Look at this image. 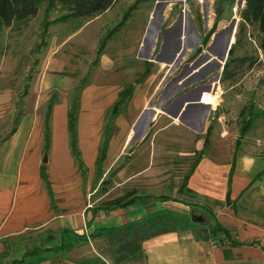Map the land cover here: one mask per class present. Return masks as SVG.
I'll return each mask as SVG.
<instances>
[{
	"label": "rangeland",
	"instance_id": "obj_1",
	"mask_svg": "<svg viewBox=\"0 0 264 264\" xmlns=\"http://www.w3.org/2000/svg\"><path fill=\"white\" fill-rule=\"evenodd\" d=\"M68 13L61 5L49 10L44 1L35 17L0 24V148L13 129L28 123L26 131L39 147L31 156L51 212L110 207L147 193L214 202L189 191L194 177L184 186L197 161L208 157L224 166L236 155L237 166L252 158L264 163V24L247 13L246 0H117L93 17L69 18ZM242 56L257 61L242 68L237 79L222 80L228 59ZM201 62L190 79L174 86L188 66L191 70ZM165 78L167 92L161 97ZM131 84L133 93L113 117L120 92ZM202 91L211 106L198 104ZM152 98L161 117L142 116ZM185 100L196 103L174 124ZM74 102L79 104V160L68 129ZM207 110L208 126L200 131V122L192 123L189 115ZM135 133L143 136L128 145ZM107 136L106 158L98 166ZM202 178H195L193 187L201 186ZM251 179L234 212L238 208L240 217L262 225L264 168ZM214 203L224 221L234 217L225 201ZM203 216L204 222L211 219L207 211Z\"/></svg>",
	"mask_w": 264,
	"mask_h": 264
},
{
	"label": "crops",
	"instance_id": "obj_2",
	"mask_svg": "<svg viewBox=\"0 0 264 264\" xmlns=\"http://www.w3.org/2000/svg\"><path fill=\"white\" fill-rule=\"evenodd\" d=\"M176 57L177 53L170 61L175 62ZM192 72L177 76L174 86L190 79ZM166 80L158 89L161 97L167 92L163 89ZM183 95L172 97L169 105ZM162 103L165 101L159 105ZM191 103L196 102H181L174 124H179L177 117ZM211 110L195 111L189 115L190 121L200 122L199 130L204 131ZM144 111L152 118L162 116L153 107V98ZM27 127L28 123H22L0 148V264H264V224L240 217L238 208L234 212L252 175L264 168L260 159L252 158L250 163L237 166L235 155L230 165L222 166L203 157L194 168V181L187 188L194 196L198 192V196L209 195L214 202L225 201L234 215L228 221L213 201L154 193L138 194L127 206L74 208L55 214L50 211L40 169L31 156L39 147L31 140ZM142 136L135 133L128 145ZM197 177H203L202 185L195 188ZM162 195L166 197H158ZM196 207L211 215L209 222L191 221ZM215 220L229 228L231 240L237 244L232 246L231 240L212 237L209 226ZM226 249L232 257L226 258Z\"/></svg>",
	"mask_w": 264,
	"mask_h": 264
},
{
	"label": "trees",
	"instance_id": "obj_3",
	"mask_svg": "<svg viewBox=\"0 0 264 264\" xmlns=\"http://www.w3.org/2000/svg\"><path fill=\"white\" fill-rule=\"evenodd\" d=\"M47 1L48 9L51 10L59 5L66 7L69 10V13L66 15L69 18H89L95 15L101 14L106 10L110 9L117 0H0V24L4 26H11L15 21L25 20L31 17H35L41 7V3ZM246 11L247 13L256 21L263 22L264 24V0H246ZM125 22V21H124ZM110 34L106 35L101 42V50H103L107 44ZM204 44L208 42L207 38L204 39ZM103 48V49H102ZM257 58L253 56H242L229 58L225 63L223 72H222V80H235L237 79L240 72L243 70L242 68H252L255 65ZM242 69V70H241ZM134 91V85H128V87L124 88L120 94L119 99L114 104L113 107V117L117 115V111L119 106L131 96ZM78 105L77 102H74L70 107L68 113V129L70 134V146L73 155L76 160L80 159V151L78 149V132H77V122H78ZM249 122L245 123L242 128V136L249 129ZM17 129H13L12 133H14ZM110 138L107 136L102 144L99 158H98V166L102 164V162L106 158L108 146H109ZM240 139L237 141L239 145ZM238 147V146H237ZM198 161L195 163L194 167L186 174L184 186L186 185L189 177L194 171V168L197 166ZM235 164L233 163V167L230 172L229 179L231 180L232 175L234 173ZM43 175V174H42ZM45 176V175H44ZM183 188V187H181ZM227 201L230 202V191L227 194ZM157 197V196H156ZM159 198H164L166 196H158ZM138 198V195L131 197L123 203L114 204L110 207H121L127 206L130 202ZM110 207H96L95 210H99L100 208H110ZM210 210V209H209ZM214 216V214H212ZM210 232L212 237H219L220 239H228L231 240V234L229 228L224 226L218 220H215L214 223L210 224ZM231 245L234 246L237 244L236 241L231 240ZM255 244V242H252ZM226 258L232 257V252L230 249L225 250Z\"/></svg>",
	"mask_w": 264,
	"mask_h": 264
},
{
	"label": "water",
	"instance_id": "obj_4",
	"mask_svg": "<svg viewBox=\"0 0 264 264\" xmlns=\"http://www.w3.org/2000/svg\"><path fill=\"white\" fill-rule=\"evenodd\" d=\"M180 48H181V46H180ZM175 55H176V54H174V55L172 56V58H171L172 61H173ZM202 95H203V93L201 92V93L199 94V96H198V100H199L200 102H201ZM146 112H147V111H144V113H142V114H143L142 116H144V114H145ZM142 116H141V117H142ZM47 161H48V159H47V154H45V156H44V158H43V163H46ZM117 171H118V169H115V170L111 173V176H114V175L116 174ZM192 220H193L194 222H198V223L203 222V221L205 220V218H204V216H203V211H202L201 209H199V208H195V209L193 210V212H192Z\"/></svg>",
	"mask_w": 264,
	"mask_h": 264
},
{
	"label": "flooded vegetation",
	"instance_id": "obj_5",
	"mask_svg": "<svg viewBox=\"0 0 264 264\" xmlns=\"http://www.w3.org/2000/svg\"><path fill=\"white\" fill-rule=\"evenodd\" d=\"M202 65V62L198 65V66H195V68L197 67H199V66H201ZM188 69L190 68V66H188L187 67ZM195 68H192L191 70H188V69H185L181 74L183 75V73H188L189 71H193ZM188 71V72H187Z\"/></svg>",
	"mask_w": 264,
	"mask_h": 264
},
{
	"label": "built area",
	"instance_id": "obj_6",
	"mask_svg": "<svg viewBox=\"0 0 264 264\" xmlns=\"http://www.w3.org/2000/svg\"><path fill=\"white\" fill-rule=\"evenodd\" d=\"M204 98H205V96H204V94L202 95V98H201V101H203L204 100ZM205 101V100H204ZM203 101V102H204ZM208 101H205L204 103H207Z\"/></svg>",
	"mask_w": 264,
	"mask_h": 264
}]
</instances>
